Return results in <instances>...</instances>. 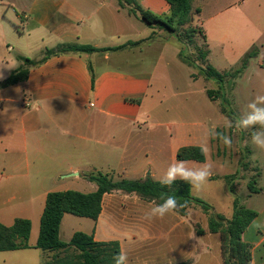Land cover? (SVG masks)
<instances>
[{
    "label": "crops",
    "instance_id": "1",
    "mask_svg": "<svg viewBox=\"0 0 264 264\" xmlns=\"http://www.w3.org/2000/svg\"><path fill=\"white\" fill-rule=\"evenodd\" d=\"M137 1L156 15L170 13L166 0ZM212 3L220 7L201 22L204 7ZM197 10L208 48H219L232 62L242 61L252 49L261 53L264 0H201ZM135 17L118 0H0V84L20 67L18 57L40 62L47 49L62 44L109 49L52 56L30 66L25 81L0 88V224L10 227L16 219L29 220L30 248L20 251L37 250L0 252V264L52 261L55 252L35 248L49 193H93L98 187L85 179L89 173L112 178V171L114 180H157L166 172L155 164L162 161V150L154 141H136L133 133L143 130L139 123H146L156 106L150 101L156 79L148 64L150 46L161 43L163 52L177 44L163 30L143 32L148 25L139 14ZM129 43L137 44L112 50ZM179 53L177 49L173 60L181 62ZM156 127L168 130L172 138L170 124ZM204 131L212 155V132ZM207 143L196 135L183 142L178 134L167 151L170 163L177 161L181 148L200 146L205 151ZM207 153L200 164L207 163ZM151 206L136 195L106 194L96 221L65 214L60 238L68 243L82 232L97 242H117L127 252L128 264H224L221 236L210 232L202 210L191 207L186 216L176 212L145 219ZM254 211V219L264 224V203ZM197 226L203 234L196 232ZM247 229L242 240L251 246L250 264H264V230Z\"/></svg>",
    "mask_w": 264,
    "mask_h": 264
},
{
    "label": "rangeland",
    "instance_id": "2",
    "mask_svg": "<svg viewBox=\"0 0 264 264\" xmlns=\"http://www.w3.org/2000/svg\"><path fill=\"white\" fill-rule=\"evenodd\" d=\"M200 5L201 0H192V10L195 15L190 26L179 29L175 34L162 32L172 37L176 46L171 45L163 52L159 46V44L162 45L161 43L150 46L152 49L148 52V64L151 65L150 69L154 71L156 78L150 101H155L156 106L151 107V116L146 123L144 121L139 123L143 130H136L133 133V139L154 141L158 149L163 152L162 161L155 164L165 170L171 165L167 151L174 146L173 143L178 134H181L183 142L194 135L207 141L205 147L208 152L207 164L211 166L214 178H209L208 183L199 190L192 187L191 194L211 205L216 213L229 218L234 214L235 198L239 200V205L253 211L264 203V149L258 148L251 141L252 132L260 130L259 126L242 130L226 127L229 121H232L234 125L235 119L245 115L248 111L247 105L257 96H264V66L262 65L264 47L262 43L258 44L261 53L257 58L250 59L246 68H244L243 60L232 62L219 48L212 50L207 47L209 56L206 65L202 66L201 59L206 51V43L202 34L198 33L202 28L197 20L199 16L196 8ZM219 5L212 3L210 7H204V12L200 15L201 22ZM132 16L136 19L137 15L132 14ZM143 25L148 24L143 21ZM191 28L195 30L192 37L187 35V30ZM147 29L151 34L150 27L144 26L143 32ZM157 30L160 31V29ZM177 49L187 61L192 63L193 67L173 60V54ZM206 66L222 75L223 82L218 83L205 78L202 69ZM157 89L160 94L156 92ZM209 91H214L215 99L209 96ZM258 106L264 107V105ZM158 123L171 125L172 138L168 130L156 127ZM206 128L211 132L216 130L231 136L233 146L227 148L219 139L213 138L211 155L212 146L208 133L204 131ZM118 164L112 167L117 168L120 166ZM201 165L204 164L187 162L186 166L195 168ZM109 174L112 178L117 175L112 171H109ZM162 176L157 175L159 178L157 180H160ZM227 176L230 177L226 178ZM192 207L201 210L197 206ZM35 251L37 250L14 252L29 254ZM26 264H29V260Z\"/></svg>",
    "mask_w": 264,
    "mask_h": 264
},
{
    "label": "trees",
    "instance_id": "3",
    "mask_svg": "<svg viewBox=\"0 0 264 264\" xmlns=\"http://www.w3.org/2000/svg\"><path fill=\"white\" fill-rule=\"evenodd\" d=\"M170 5V13L159 16L153 12L143 9L137 0H118L120 7L127 8L130 14L140 16L150 28H157L170 33H177L179 29L190 26L193 22L194 12L192 10V0H166ZM199 13V10L196 11ZM202 32V33H201ZM195 30L188 29L187 35L192 37ZM206 43V36L201 29ZM137 43H129L124 46L112 49L120 50L128 46H135ZM109 49H97L92 46L79 44H62L54 49H47L45 56L40 62H35L27 58L18 57L21 65L14 70L10 77L0 84V88L14 85L25 81L28 78L29 67L45 62L52 56H59L68 53L91 54L94 52L107 51ZM111 50V49H110ZM258 55L256 49H252L243 59L244 68L249 60ZM209 56L207 49L202 56L201 65L205 66ZM180 61L190 67L192 63L187 61L183 54L179 53ZM93 73V72H92ZM205 78L222 83L224 78L209 66L202 69ZM93 82L95 75L92 74ZM195 78V77H194ZM214 91L208 94L212 99ZM215 94V93H214ZM177 160L195 161L204 163L206 154L200 146H186L177 153ZM85 179L97 185V191L89 194L78 191L52 192L46 199L45 209L41 218L40 233L35 248L42 251L55 252L51 262L46 264H115L113 259L120 252L117 242H97L93 235L76 232L71 241L66 243L60 238V227L65 214L89 218L96 221L102 212L103 198L106 194L120 192L125 195H136L141 199L160 204L161 194L176 196L179 203L187 201V206L179 208L176 212L181 216H186L192 206L199 207L207 216L209 230L221 236V250L224 264H250L251 246L242 240V235L257 216V213L242 205L239 200H234V214L232 219L216 213L214 208L202 199L193 197L192 186L182 180L177 179L172 186H162L158 180L151 177L145 180L121 179L114 180L107 174L101 172L84 175ZM230 176H227L228 178ZM32 224L27 219H16L10 227L0 224V252L16 251L30 248L28 241L30 238ZM196 232L203 234L204 231L197 226Z\"/></svg>",
    "mask_w": 264,
    "mask_h": 264
},
{
    "label": "clouds",
    "instance_id": "4",
    "mask_svg": "<svg viewBox=\"0 0 264 264\" xmlns=\"http://www.w3.org/2000/svg\"><path fill=\"white\" fill-rule=\"evenodd\" d=\"M2 73H0V79H2ZM264 105V96H257L251 103L247 105L248 111L245 115L235 119V124L229 121L227 128L235 127L237 130L250 129L255 126H259L260 130L253 131L251 134L252 143L260 149H264V107L258 106ZM211 137L219 139L223 145L227 148L233 146V140L231 136L224 132L212 131ZM207 149H205L206 151ZM187 162L183 160H177L168 166L166 172L160 179L162 186H172L173 183L179 179L189 183L193 188L199 190L209 181L212 175L211 166L207 163L198 167L186 166ZM160 199L163 201L160 204H156L152 201L150 210L145 213V219L151 220L152 218H164L166 215L175 214L179 208L187 206V201L183 204L179 203L176 196L161 194ZM264 230V224H261L258 220L251 221V228L248 231ZM115 264H128V254L126 251H120L113 257Z\"/></svg>",
    "mask_w": 264,
    "mask_h": 264
},
{
    "label": "water",
    "instance_id": "5",
    "mask_svg": "<svg viewBox=\"0 0 264 264\" xmlns=\"http://www.w3.org/2000/svg\"><path fill=\"white\" fill-rule=\"evenodd\" d=\"M73 175H76V174H73Z\"/></svg>",
    "mask_w": 264,
    "mask_h": 264
}]
</instances>
